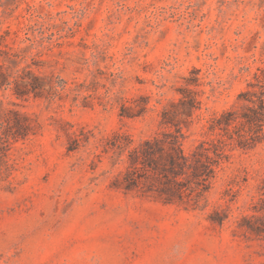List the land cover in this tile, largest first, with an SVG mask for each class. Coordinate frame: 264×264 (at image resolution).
<instances>
[{
	"label": "rangeland",
	"instance_id": "374dc122",
	"mask_svg": "<svg viewBox=\"0 0 264 264\" xmlns=\"http://www.w3.org/2000/svg\"><path fill=\"white\" fill-rule=\"evenodd\" d=\"M1 35L0 48L40 54L33 70L53 76L62 98L0 89V106L36 126L0 163V264H264V238L237 226L259 197L264 141L229 145L195 210L111 189L122 165L103 152L113 132L162 130L159 113L182 88L201 100L185 146L211 117L240 111L238 97L260 96L264 0H0ZM140 97L143 115L119 116L123 100Z\"/></svg>",
	"mask_w": 264,
	"mask_h": 264
},
{
	"label": "trees",
	"instance_id": "16d2710c",
	"mask_svg": "<svg viewBox=\"0 0 264 264\" xmlns=\"http://www.w3.org/2000/svg\"><path fill=\"white\" fill-rule=\"evenodd\" d=\"M27 34L26 31L22 41H30L34 46L37 39ZM4 39L1 35L0 40ZM26 52L27 49L16 50L7 43L0 48V89L10 88L17 99L62 98L53 76L40 77L33 70L44 63L40 54L26 56ZM196 82V77L187 79L188 84ZM58 86L63 85L58 82ZM179 93L181 96L170 100L159 113L162 130L137 140L125 132H113L106 139L103 152H111L112 165H122V170L110 184L111 189L124 194L136 192L152 196L163 204L195 210L206 206L201 203L211 189L218 169L228 158L226 151L229 145L234 143L241 148H251L264 141V92L258 97H238L244 101L241 110L230 108L211 117L204 137L189 146H185L186 131L200 109L201 100L195 91L188 88L180 89ZM140 99L142 103L123 100L119 116L135 118L143 115L147 110L148 97ZM35 133L36 126L29 115L15 108L0 106V163H7L8 151L15 143ZM75 148L76 145L68 150ZM258 192V200L251 203L253 213L242 214L237 226L264 238V215L258 214L264 207H257L258 203L264 206V176ZM213 214L211 220L221 224L222 218L212 217H219L220 212L214 209Z\"/></svg>",
	"mask_w": 264,
	"mask_h": 264
}]
</instances>
